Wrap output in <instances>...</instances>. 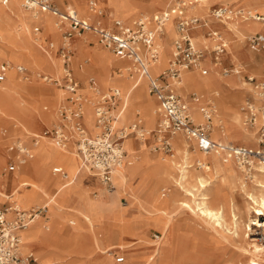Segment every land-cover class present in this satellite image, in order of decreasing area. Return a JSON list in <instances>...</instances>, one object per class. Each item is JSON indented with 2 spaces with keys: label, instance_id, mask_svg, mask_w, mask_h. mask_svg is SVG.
<instances>
[{
  "label": "rangeland",
  "instance_id": "374dc122",
  "mask_svg": "<svg viewBox=\"0 0 264 264\" xmlns=\"http://www.w3.org/2000/svg\"><path fill=\"white\" fill-rule=\"evenodd\" d=\"M54 1L57 2L60 9L62 10L68 7L69 0H54ZM201 1L205 3L206 7L200 8L201 5L203 4H196L200 14L198 12L196 13L194 12V14L191 13L190 15L201 16L203 17L204 22L210 23L211 18H213V17H210L211 16L210 14H212L213 8L218 7L222 1L221 2H219L220 0H201ZM227 1L229 0H224V2H227ZM97 2H98V8L101 12H98V14H94L93 7L91 5V0H86L85 4L81 5L78 8L80 11V14L83 16H90L94 19H97L101 21L102 26L112 28L114 26L113 21L118 18L122 19L126 23H133L134 21L138 19V17L142 13H148L150 14V17H152V14L154 12L159 13L162 10H166L171 5L172 0H102V3H100L101 1L97 0ZM3 3H4L3 0H0V6ZM236 4L232 6L230 5V7L234 8ZM241 4L243 5L242 2ZM209 6H210L211 11L206 14L207 8ZM244 6L254 7L260 11H264V1L262 2V4H256L253 2L246 3ZM20 7L22 10H28V9L23 8L21 0H20ZM29 12L31 11L29 10ZM56 18H57L56 16L55 18L53 17V21ZM57 21H58V18H57ZM258 21L260 23H264L260 20ZM215 25L221 31V28L219 27V25L217 24ZM4 27H8V28L11 27L13 29H16L17 31L15 33L17 35L22 33L20 35L22 36L26 35L27 38H30L31 42L33 43V46L31 49L32 50L34 49L35 52L38 51V57H36L37 60L35 62L29 63V61L25 59L26 56L25 54H23V52L16 51L15 48H13V50L8 51V52L4 51L2 48V44L0 42V56L4 57L3 63L0 66V69H2L3 65L8 64L6 72H5V77L3 80H0V82H4V80L7 79L10 74L15 73L14 76L17 78L18 82L21 85L30 87V90L32 91L37 90L38 88H42L43 91L46 92L45 93L46 98L42 97L39 101L40 103L34 101L33 104L37 108H41L42 112L40 113L42 115L43 120L50 124L54 120V113H56L57 115L58 107L64 101L65 98L62 101L59 100V103H58V97H59L58 88H61V87H58L51 82L44 81L38 76L40 74H45V75L50 74L52 75L51 77H55V75L60 74L63 64H62V59L60 57L58 48L61 44L63 33L61 34V31L59 30V28H56L55 39H52L44 31V28L42 25L37 24V23H32L30 24L29 29H27L25 27V23L14 14L11 15L9 19L7 20L6 19L4 20L2 14H0V30ZM36 27H39V29L35 33ZM211 27L217 29L216 27L212 25ZM64 30L67 31L69 29L68 27L65 26ZM207 31L209 30L205 29L203 33L195 34V37H196L197 42L199 43V46L200 44H203V43L205 45H208L209 40L205 37V35H207ZM243 31L244 33L242 34L239 33L241 35V39L239 37L240 35L237 36V39L239 40V43H241L242 45V48L240 49L245 53V56L244 57L241 56V58H239L237 61V63H241L242 67L239 68L240 73L236 75L237 77L235 79H233V77H235L233 72L230 73L229 75H225L226 73H224V70L231 72V68L234 66L232 63L233 61L231 60V57L227 53L228 45L226 46L225 52L221 56V59L223 60L222 65L214 64L213 54L211 52L212 47L209 46V55L206 57V61H205V64L207 66L204 63H202L200 66L203 68H207L208 70L207 74L204 76H212V75L218 74L223 78L228 77L229 79L234 81V83L229 84L230 86H226L224 88H217V90H215V87H207V86L201 89L197 87L186 88L185 83H184V73H183V82H182V87H181L183 94L186 95L187 93L194 91V92H198L207 97H214L216 101L218 112L220 114L221 120L222 121L224 120L223 122L224 125L223 124L222 126L217 125L214 128V131H211L212 135L215 134V132L218 130L226 131L229 126V121H230L229 113L230 112L228 110H224L223 108V105L221 103L222 93L223 92L224 93H235L236 91L239 90L238 84L240 81H245L247 85H250L248 81L246 80V75L259 76L264 70V65L262 64L263 59H264V53L251 50L246 42V38H247L246 35L248 33L252 34L253 32H256V31L255 30H243ZM166 35L168 36L167 30H166ZM223 35L227 42L228 41L227 35L225 34ZM37 36H39L42 39L40 43L44 47L40 46V44L38 45V43L34 41V38H36ZM96 37L98 39V36ZM171 37H174V36H171ZM43 38H44V41H43ZM170 38L168 37L169 44L171 43ZM74 40L76 44L73 42L74 43L73 44L74 55L72 58L73 66L75 68V74H77V77L81 81L82 85L86 83L87 78L90 75H94L97 77L99 83L101 84L102 89L104 90H108L112 86H120L123 91L125 90L126 93L129 92V90H126V88L123 85H121V80L125 77V72H126L125 66L115 65V64H112L111 62H108L107 60H102V59L97 60V56L99 55H97L96 53L100 50H96V49L105 48V52L115 55L110 49L105 47L99 41V39L98 40L90 39L88 35L77 36L74 38ZM78 41H81L85 45H88L86 47L85 52L80 51ZM160 42L163 43L162 48L160 49V57L162 58L163 51L165 49V46H164L165 43L163 42V37L160 38ZM51 43L53 44V46H51ZM207 51H206V54H207ZM15 53L17 54L15 55ZM209 56L212 59V61L209 60ZM87 57H91V60L89 61L88 64L84 62V59ZM169 57H170V53L168 55V58ZM168 58L163 61L164 66L162 70H164L167 67ZM212 62L214 64V69L211 66ZM80 64L81 65L84 64V70L79 69ZM18 65H22L25 68H27V72L30 75L28 79L24 78L23 75L17 71ZM119 68H121L122 71H119ZM189 69L199 70L201 68L198 69L196 67H193ZM199 71L197 72L201 73ZM211 79H214V78H211ZM145 83H146V87L149 89L146 81ZM51 93L53 97H56V100L54 101L51 100L52 98ZM250 95H251V92L245 90L243 93H241L239 98H236V97L233 98L234 102H232V105L234 106V109L238 113L239 129L241 130L244 129V125L242 124V120H241L240 108L244 100ZM150 97L153 100L152 108L154 112L156 113V105L158 106V103L157 101H155L153 95L150 94ZM128 98H129V102H128L127 110L129 111V107L131 106V101L133 98V93L130 96H128ZM13 100H15V98L11 97V95H9L8 92H6L0 85V108H2L5 112L4 113L0 110V143L1 144L4 143L1 135H3V133H8V131L12 130L11 137L8 138V141L5 144L6 145L5 149L9 148V146L12 145V143L15 140H19V139L27 143H31L33 136L32 135L29 136L25 134L24 131H29L32 133H41L44 129L48 128V126H46V127H42L41 129H37L36 125L38 121L36 123H31L30 121L26 120L23 116L17 114V112L11 110V108H13L12 106ZM19 100L21 101L20 105L24 104V107L28 109L32 108L31 105L33 104L28 98H25V99L19 98ZM127 110H126V114L128 115ZM139 112L140 113L138 115L139 117L143 119V121H141V123L138 126L142 125L143 127H146L149 131L145 132V136H142L143 138H140L138 135H133L129 137L132 139L135 150H136V153L134 154H130L129 147L127 145V140L129 138L126 140L127 156L125 159L124 171L126 170V175H127L126 183L127 182L128 183L127 184L125 183V189H120L119 193L114 194L111 200H107L106 197L102 196L97 189L87 190L83 194L85 198L87 197L92 203H94V206H95L94 216L95 217L98 216L97 218L101 219V225H102L101 228H102V231L104 232V238L102 240V244L106 245L104 249L105 250L118 249V250L109 251V252L107 251L101 252V250L96 249L95 241L91 234L92 232L91 230L89 231V229L87 228L85 224V220H84L85 214L83 212V207H80V204H79L80 200L71 201V202L66 201L65 205H62V207L60 208V207H57L58 205L56 203H53V201L50 200L48 196L46 197L40 196L32 202H26L24 201L21 194H17L19 201L25 208H31L36 205H44L46 203H49L47 215L46 216L42 215L39 220H37L34 224L30 225L29 227L41 222V228L45 232V238L47 239V241L42 242L45 245L43 247H45L46 249H49L48 251L52 250L54 252V256H52V254L49 252L47 253V251L42 246H40V244H38L37 242L31 243L24 239L26 244L37 252L38 256L40 257L42 261V264H54V263H57V264H101V262H103L104 264H110V263L111 264H124L129 259L130 247H132L133 245L130 244L127 246V244H123L122 242H116V240L112 239L109 236L110 230L112 228L118 229L119 225L138 224L137 226H139V225H143L146 221H147V225L144 227V235L142 236V241H141V248H140L141 252H139V257L140 258L142 257L140 260V264L145 263L146 261H148V259L152 257V254H150L151 252L150 248L152 245L156 247L157 241L158 243L160 242L162 245L167 244L169 246L166 250L167 264H264L263 263L264 262V251L261 252L263 249L261 251H256V254L258 255V257H255L252 259L250 258L249 255L241 252L237 247L229 245L228 243H225L224 241H222L219 237H217L211 231H208V230L206 231V229H204L201 225L199 226L196 225V221L194 217L190 214H187L186 212L181 211L180 213L176 215V218L173 222V226L171 227L170 231L165 236L163 235L162 227L160 224H153L151 221H149L150 218L156 217L157 215L161 214L160 209L163 207V199H162L163 196L167 199L172 198L174 193L178 191L177 187L179 186L175 180L176 178H178L177 172L172 167H169V170L172 171L173 174L171 175L168 174L165 168H163L162 166L154 162V160H157V162H161V163L164 162V163L169 164V162L164 161L162 157L164 154H166L164 155L165 157H168L177 163L180 161L183 151H180L179 153H177L174 148L172 150V146H171V150H164L163 148H161V145H159L161 142L157 140V136L155 135L156 129L158 126L157 124L161 116L156 115L155 122L149 124L147 123V117L145 115L144 110L141 109L139 110ZM127 115L125 117V120H130L127 117ZM197 118L196 119L199 121L202 120V116L200 112ZM85 121L87 123V117L85 118ZM135 121L137 122L138 119H136ZM54 122L55 120L53 121V123ZM129 123H127V125ZM52 125L53 124L49 125V128H51ZM92 126L93 125L91 124L90 128ZM152 129H154L155 131L151 132ZM189 142L191 143V141ZM237 144H240V143H237ZM243 145H247L249 147H255L257 145L256 138L254 137L252 140H250L249 144L245 143ZM39 146L45 147L46 151L52 154H55V153L59 154V151H63L57 146H56L57 149L54 150L53 147H55V145H50L42 141L39 143ZM32 149H33V144L31 143V152H32ZM5 151L6 150H4V148L0 146V152H5ZM0 154H1L0 174L4 175L7 178L9 177L7 175L9 174L11 175V173L4 172V168L6 167L7 162L5 161V155L2 153ZM33 156L27 162V164L24 165V166H27V169H26L27 173H25V178H29V179L38 181L39 183H42L45 181V179L47 178L50 172L53 173V168L55 166H58V167L63 166L66 170H68L72 174V171H70L65 165H63L59 161L51 162L47 158H41L39 156L33 158ZM131 156L136 163L142 162V168L140 172H138V174H130L129 172V161L131 159ZM189 156H190L189 158L190 163L191 164L194 163L195 165V158L199 155L197 153L196 154L193 153L192 147H190ZM143 159L149 160V162H146V160L143 161ZM175 162H171V163H175ZM28 167L31 170H29ZM210 167L212 168L211 165ZM17 170H15V172H17ZM32 173L36 175L37 178L34 177ZM208 173L212 174L211 171H209ZM53 175L55 176L57 181L54 186H51V188H49L50 195L54 194L56 190L58 189V187H61L64 184V180L62 179L61 175L55 174V173H53ZM245 176L246 174L244 175V177ZM251 179H252L251 176L250 178L248 177L249 182ZM11 181H13V177L11 178ZM74 182H75V177H74ZM74 182L71 185L65 187V189H68L74 186L75 185ZM10 183L8 184V186L4 188L7 194L13 192L12 191L13 183L12 185ZM96 183L99 188L103 187L100 184L99 179L97 178H96ZM115 184H116V188L112 189L113 193L114 191L119 189V187L117 186V183ZM186 184L188 183L186 182ZM254 184L255 183H252V185ZM145 186L146 188H148V189H145L146 190L144 192L145 195L143 196V199L145 200V202L147 201L146 202L147 204L145 206L146 208L141 207L137 202L133 200L131 196V191L135 190L136 188H141ZM103 188H106V187H103ZM248 191L253 192L251 187H249ZM61 193H63V191H61ZM246 196L247 195L244 192L238 191V193L235 196V200H234V202L236 203L235 211L244 226L243 227L244 229L239 230V234L234 236V240L236 239L235 241H238L241 245H244V246H245V242L243 240V236H244V239L247 240V242H250L251 237L253 236L263 237L264 235V232H263L264 231V210H261V213H260V210L258 209H254V208L249 209L246 204ZM5 201H8V198L6 199V197L0 196V203L5 202ZM105 201L109 202V204L106 203ZM255 214H261L259 215L260 216L259 219H257L258 216ZM55 219H57L58 221H55ZM72 220H74L75 223H72ZM46 226H49V228L47 229ZM97 227L98 226L96 225V228ZM56 229H57V232L59 233H56ZM158 230L161 232L160 238L154 239L155 236L152 237V234ZM251 233L253 234L250 235ZM130 238H134V236H131ZM122 255H125L124 262L117 263L115 261L116 257L122 256ZM52 258H54L55 260L53 261ZM153 260L150 261L149 264L158 263L157 256L154 262Z\"/></svg>",
  "mask_w": 264,
  "mask_h": 264
},
{
  "label": "bare ground",
  "instance_id": "6f19581e",
  "mask_svg": "<svg viewBox=\"0 0 264 264\" xmlns=\"http://www.w3.org/2000/svg\"><path fill=\"white\" fill-rule=\"evenodd\" d=\"M99 1H101L100 3H102V0H99ZM239 1L240 0H229L227 2H224V0H220L219 2H221V4L219 6H221L222 8L223 7L230 8L231 9L230 13L222 15L221 17H215L212 14H210L211 15L210 17H213V18H211L210 23L207 22V27H211V25L215 26L214 24H217L221 28V31L219 30L218 27H217V30L220 33V38L225 42L226 46L228 45L227 53L231 57V60L233 61L232 63L234 65L231 68V72H228L225 75H229L230 73L233 72L235 75L233 79L237 77L236 73L239 72V68L242 67L241 63H237L238 59L241 58V56L243 57L245 56V53L240 49L242 48V45L241 43H239V40L237 39V36L240 35L239 33L241 34L244 33L243 30H255V31H260L264 33V23H260L258 21L260 19L257 18V13L259 12L262 13L261 15L263 17V20H260V21L264 22V12L254 7L243 6L246 3H252V2L256 4H262L264 0H242L243 5H241ZM3 2L4 3L1 4L0 6V14H2L4 20L9 19V17L14 14L25 23V27L27 29H29L30 24L32 23L40 24L43 26L44 31L52 39H55L56 28H59V30L61 31V34L63 33V31H65L64 30L65 26L61 25L59 20L57 21V18L53 21V17L55 18V16H53V14L51 15V13L46 12V13L34 14L32 12L31 14L29 10L21 9L20 0H3ZM21 2H22L23 8L26 9L24 7L23 0H21ZM85 2L86 0H69L68 7L71 9H75L81 17L88 19L90 22L96 25H99L101 27H106V26L101 25V21L94 19L90 16H83L80 14V11L78 8L81 5L85 4ZM196 4H203L201 5L200 8L206 7L205 3L201 0H187L185 10H184V15L189 17V16H192L190 15L191 13L193 14L194 12L199 13V10ZM234 4H236L234 8L230 7V5L232 6ZM92 7H93L94 14H98V12H101L98 8L97 1L94 3V5H92ZM210 11L211 9L209 6L207 8L206 14L209 13ZM156 14L157 13L154 12L152 14V17H150V14L148 13H142L138 17V19L140 18L148 19L150 25L153 28H157L158 25L153 20L154 15ZM174 17L175 15L172 14L164 22L163 26H161V31L156 32V35L154 38V44L158 50V56L156 59H151V61L149 62V67H148L149 75L152 77H156L159 75V72L163 69V66H164L163 61L168 58V55L171 51V45L168 42V38L163 36V42L165 43L164 45L165 49L163 51L162 61L161 62L159 61L160 49L162 48L161 43L159 42V37L161 35H165V27H166L168 36L170 37L174 36L173 42L178 37L177 28L173 23ZM119 20H122V19H119ZM38 29L39 27L35 28V33ZM16 31H17L16 29H13L11 27L10 28L4 27L0 30V42L2 44L3 50L8 52V51L13 50V48H15L16 51H21L23 52V54H25L26 56L25 59H27L29 63L35 62L37 60L36 57H38V51L35 52L34 49L33 50L31 49L33 46L31 39L27 38L26 35L24 36L20 35L22 33L17 35L15 33ZM221 32L227 35L228 37L227 42H226V39L224 38V35ZM250 34L251 33H248L246 37H248ZM81 35H88L90 39L98 40L95 34H92L89 32L81 34ZM205 37L209 40L208 45H205L203 43V44H200L199 46V43L197 42L195 35L193 37V40L195 41L196 45L199 48L208 50L206 54V57H207L209 55V46L211 47L214 46L215 39L210 36L208 37L207 35H205ZM239 37L241 39V35ZM34 41H36L38 45L40 44V46H43L40 43L42 39L39 36L34 38ZM43 41H44V38H43ZM78 42H79L78 45H79L80 51L85 52L86 47L88 45H85L81 41H78ZM74 43H75V40H74ZM173 49H174V46L172 43V52H173ZM96 50H100L96 53L97 55H99L97 56V60H101V59L107 60L108 62H111L112 64L125 66V71H126L125 77L121 80V85H123L126 88V90H129V92L126 93L120 87H117V86H112L108 90H103L97 77L94 75H90L96 78L97 87L96 89H94L93 87L90 86V83L88 81L89 77H88L86 83L83 84L80 89V91L84 95V100H83L84 121H85V118L87 117L88 125L86 121H85V124H86V127L89 133H91L92 135H98L101 132V127L97 125L95 122L94 106L99 99V93L103 91L110 92L112 89H118L120 91V100H119V106H118L119 116L113 122V125L114 127H124L128 133L134 132L133 134L128 135L123 141L124 148L127 152L126 140L129 137L133 135H138L140 138H143L142 136H145V132L149 131L145 129L142 125L134 127V124L136 123L135 120L133 122H130L128 125L123 121L126 110L128 109V102L130 98V97L128 98V96H130L133 93L131 106L129 107V111L127 110L128 115L126 114L129 119H133L135 117L134 114L137 113L138 110L143 109L147 117V123L149 124L154 123L156 119V115H157L156 113H158L160 116L159 108L157 109V112L155 113L152 108L153 100L150 97L149 89L146 87L145 81L140 80V79H145L147 84H149L148 75H141L135 72L132 64L129 61L120 59L116 55L105 52V48L96 49ZM172 52H171V56L169 58L167 67L164 70H162L161 73L169 67L170 59L172 58ZM16 54L17 53H15V55ZM3 59L4 57L0 56V66L3 63ZM90 60H91V57H87L84 59V62L88 64ZM158 61L160 62V64H156ZM203 63L205 62L203 61ZM62 64H63V60H62ZM214 64L218 65L217 62H214ZM214 64L213 62L211 63V66L213 69H214ZM262 64L264 65V59H263ZM195 67L199 69V66H195ZM63 68L64 67L62 66L60 74L55 75V77H51L52 75L50 74H48L47 76L49 78H60L61 75L63 74ZM79 69L84 70V64L82 65L80 64ZM119 71H122V69L119 68ZM197 71L199 70L189 69V68L184 69L182 71L181 79L179 81L181 93H182L181 87H182V82H183V73H184V83H185L186 88L197 87L201 89L207 86V87H215V90H217V88H224L226 86H230L229 85L230 83H234V81H232L231 79L223 78L218 74L212 75V76H204L201 73H198ZM14 74L15 73L10 74L9 77L4 80V82H0L1 87L6 92H8V94L11 95V97L15 98V100H13L12 102L13 108H11V110L17 112V114L23 116L26 120L30 121L31 123H36L38 119V114L42 111H41V108H37L33 104V102L36 101L40 103L39 101L42 97L46 98L45 96L46 92H44L42 88H38L37 90L32 91L30 90V87L21 85L18 82L17 78L14 76ZM210 77L214 79H211ZM238 86H239L238 87L239 90L236 91L235 93H224V92L222 93L221 103L223 105V108L224 110H228L230 112L229 113V116H230L229 126L226 131L218 130L213 135L211 134V131H214V128L217 125L222 126L224 120L222 121L220 118V114L218 112V107L216 105V101L214 97H207V98L212 99V101L215 104V108H216V112L214 113V116L212 118V126H211V131L209 134L210 138L213 141H216L219 143H240V144L247 143L249 144L250 140H252L254 137L256 138V141H257L256 125L253 127H250L243 123V119H242L243 114H242L241 108H240V115H241L242 124L244 125V129L243 130L239 129L238 113L234 109V106L232 105V102H234L233 98L234 97L239 98L241 93H243L245 90L251 92L250 96H253L254 98L255 96H254L251 85H247L245 81H240ZM58 89H59V97H58V103H59V100L62 101L66 97L67 92L62 88H58ZM187 94L186 95L183 94V95L188 97ZM19 98H23V99L28 98L33 104L31 105L32 108L28 109L24 107V104L20 105L21 101L19 100ZM190 104H191L194 119L197 122H203L204 119L202 115H201L202 120L200 121L197 120L198 114L200 112L198 104L193 101H190ZM0 110L4 112L2 108H0ZM58 119H59L58 114L56 115V113H54L55 122L53 123L54 121L53 120L49 125L51 124L54 125L55 123H57ZM136 119H138L141 122L142 118L139 119V115H137ZM91 124L93 126L90 128ZM46 129H49V126ZM46 129H44L41 133H32V132L25 131V134L29 136L30 135L33 136L32 138V143H33L32 154L34 155L33 158L39 156L41 158H47L51 162L59 161L63 165H65L70 171H72L73 175H71L63 166H59L63 169L65 173V176L60 174L62 179L64 180V184L62 186L63 188L58 187L56 192L50 195L49 188H51V186H54L57 181L53 173L50 172L47 178L45 179V181L42 183H39L38 181L25 178V173H27V170H26L27 166H22L19 170H17V172H15L13 176L12 191L15 194H11L10 196H8V194L4 190L5 185H6L5 182L7 181V178L4 175L0 174V196L8 197V201H15L17 206L24 208V209H29V208H25L21 204V202L18 199L17 194H21L24 201L26 202H32L40 196L42 197L48 196V198L52 200L53 203H56L58 205L57 207H60V208L62 207V205H65L66 201L71 202V201L83 200L84 202L83 212L85 214V219H84L85 224L87 228L89 229V231L91 230L92 232L91 234L95 241L96 249L101 250V252H106V251L109 252V251L118 250V249H109V250L104 249L106 245L102 244V240L104 238V232L102 231V228H101L102 227L101 219L97 218L98 217L97 214H96L97 217L94 216L95 214L94 203H92L89 199L85 198L83 194L87 190L97 189L102 196L106 197L107 200H111L114 194L119 193L120 189H125L127 175H126V170L124 171V167H125V159H126L127 153L125 155L123 162L113 169V174H112L113 188H108L105 185L104 186L106 188H103V187L99 188L96 183V178L98 179L96 172L84 164L83 160L78 155L75 149V146L72 144V142L67 147H64L57 141V139L50 137L48 135H45ZM35 138L37 140H35ZM41 141L47 144H50V145H55V147H53L54 150L57 149L56 148L57 146L64 152L59 151V154L49 153L48 151H46L45 147L39 146V143ZM189 141L190 140L187 139L181 133H177L171 136L172 150L174 148L177 153H179L180 151H183L179 162L176 163L172 159L165 157L164 155L166 154L164 153L162 157L164 161L169 162V164L164 163V162L162 163L157 162V160H154V162H156L157 164L165 168L168 174L170 175L173 174V172L169 170V167H172L177 172L178 178H176L175 180L179 186L177 187L178 191L174 193L172 198L167 199L163 196L162 198L163 207L160 209L161 214L157 215L156 217L150 218L149 221H151L153 224H160L162 227L163 235L165 236L167 235V233L170 231L171 227L173 226V222L176 218V215L180 213L181 211L186 212L187 214H190L194 217L196 221V225L198 226L201 225L204 229H206V231L207 230L211 231L213 234L219 237L222 241H224L225 243H228L229 245L237 247L241 252L249 255L250 258L253 259L255 257H258V255L256 254V251H261L262 249L263 250L261 252L264 251V235L263 237L253 236L251 237L250 242H247V240L244 239V236H243L245 246L241 245L238 241H235L236 239L234 240V236L239 234V230L244 229L243 223L235 211L236 203L234 202V200H235V196L238 193V191L244 192L247 195L246 204L249 209H252V208L258 209L260 210V213H261V210H264V165L259 161H255L252 164L253 170L245 171L243 167L237 164V162L233 158L226 157L217 148H213L212 150L208 152H203L198 149L195 141H191V143ZM27 144L31 148V145L29 143ZM127 145L129 147L130 154L136 153V150H135V147H134V144L131 138L127 140ZM190 147H192V151L194 154L197 153L199 155L195 158V165L197 167L194 165V163L192 164L190 163V160H189ZM0 157H1V154H0ZM145 160L146 159H143V161ZM146 162H149V160H146ZM171 162H175V163H171ZM204 162L212 166V168L209 169L212 172V174L199 170V169H203V170L208 171V167L206 168V165ZM141 168H142V162L136 163L131 156V159L129 161L130 174H138ZM243 171L246 174L245 177H244L245 174L243 173ZM73 176L75 177V182H74ZM250 176L252 177V179L249 182L248 177L250 178ZM73 182L75 183L74 186H72L71 188L65 189V187L71 185ZM186 182L188 184H186ZM115 183H117V186L119 187V189L117 188L118 190L114 191L113 193L112 189L116 188ZM252 183H255V184L252 185ZM249 187L252 188L253 192L248 191ZM145 189H148V188H146L145 186L141 188H136L135 190L131 191V196L133 200L137 202L141 207H144V208H146L145 206L147 204L146 203L147 201L145 202V200L143 199V196L145 195L144 192L146 191ZM61 191H63V193H61ZM73 198H75V200H73ZM105 202L109 204V202L107 201ZM44 205L48 206L49 203H46ZM39 206H42V205H36L32 208L39 207ZM41 216L42 215H38L33 220V222L30 223V225L34 224L38 219H40ZM55 221H58V220L55 219ZM72 223H75V222L72 221ZM96 225L98 226L97 228H96ZM137 225L138 224L119 225L118 229L112 228L110 230L109 236L112 239L116 240V242H122L123 244H127V246L130 244L133 245L132 247H130L129 259L124 264H140V260L142 257L141 258L139 257V252H141L140 251L141 241H142V236L144 235V227L147 225V221L143 225H139V226ZM46 228L48 229L49 226H46ZM56 233H59L57 232V229H56ZM252 234L253 233H251L250 235ZM131 236H134V238H130ZM24 239L31 243L37 242L42 247L45 246L42 242L47 241V239L45 238V232L41 228V222L25 230L23 229L21 231L20 250L23 255L33 253L37 258L38 264H42V261L40 257L38 256L37 252L33 250V248H30L26 244ZM168 247L169 246L167 244L162 245L160 242L158 243L157 241V246L154 248V253H152L151 258L149 257L151 260L148 259V261L142 264H149L150 261H152L153 259L155 260L156 256L158 258L157 264H167L166 250ZM43 248L47 251V253L49 252L52 254V256H54V252L52 250L48 251L49 249H46L45 247ZM52 259L53 261L55 260L54 258ZM54 264H57V263H54ZM101 264H104V263L101 262Z\"/></svg>",
  "mask_w": 264,
  "mask_h": 264
},
{
  "label": "built area",
  "instance_id": "2783aa9c",
  "mask_svg": "<svg viewBox=\"0 0 264 264\" xmlns=\"http://www.w3.org/2000/svg\"><path fill=\"white\" fill-rule=\"evenodd\" d=\"M96 1L91 0V5H94ZM186 2L187 0H176L172 8L154 15L153 20L158 25L157 28H153L145 18L137 19L133 23L117 19L114 21V26L108 28L81 17L75 9L69 7L60 9L54 0H23L26 9L34 14L51 13L58 18L61 25L69 29L63 31L58 48L64 67L62 77L49 78L45 74L38 76L67 92L57 110L58 122L46 129L45 135L57 139L64 147L72 142L84 164L94 170L100 181L108 188H113V169L123 162L126 155L123 141L134 132L128 133L124 127L113 125L119 116L120 91L118 89L99 93L94 114L95 122L101 127V132L98 135H92L86 127L83 111L84 95L80 91L82 83L74 72L72 58L74 37L87 32L98 36L99 41L117 57L129 60L135 72L148 75L149 91L159 101L161 118L156 129V136L161 142L159 144L161 148L171 150V136L181 133L190 141H195L198 149L203 152L217 148L226 157L233 158L245 171L253 170L252 164L255 161L264 165V70L259 76L246 75L256 100L253 96H249L241 105L243 123L250 127L256 125L257 145L255 147L213 141L209 136L212 118L216 112L212 99L198 92H192L188 97L180 92L179 81L184 69L199 66L203 73L207 72V69L200 67L206 57L207 49L199 48L192 35V29L199 25L201 18L195 15L189 17L184 15ZM230 10V8L218 6L213 8L212 15L221 17L229 14ZM172 14L175 15L178 37L173 42L174 49L170 65L158 76L152 77L149 75V62L158 56L154 38L156 32L161 31V26ZM257 18L263 20L262 15L258 13ZM207 35L215 39L211 52L213 60L219 62L226 50V44L215 29L207 31ZM246 42L250 49L264 52V33L256 31L246 38ZM51 46H53L52 43ZM7 66L8 64L2 66L0 80L4 79ZM17 71L26 79L30 77L27 68L22 65L17 66ZM224 72L228 73L227 70ZM88 81L90 86L96 89V78L89 76ZM190 101L198 104L203 122H197L194 119ZM140 123L138 120L134 127ZM9 149L13 151V156L4 168L5 172L20 168L33 156L30 146L20 139L14 141ZM53 171L65 176L61 167L56 166ZM46 210V205L23 209L14 201L4 209H0V264H38L37 258L32 254L21 253V230ZM255 215L259 219L261 214ZM159 237L155 234V238Z\"/></svg>",
  "mask_w": 264,
  "mask_h": 264
},
{
  "label": "crops",
  "instance_id": "0c3cea01",
  "mask_svg": "<svg viewBox=\"0 0 264 264\" xmlns=\"http://www.w3.org/2000/svg\"><path fill=\"white\" fill-rule=\"evenodd\" d=\"M176 1V0H175ZM175 1L174 0H172V3H171V5L166 9V10H168V9H170V8H172L173 6H174V4H175ZM241 2H242V0H240V4H241ZM242 5V4H241ZM244 6V5H243ZM162 11H164V10H162ZM161 12V11H160ZM264 12V11H263ZM258 14H260V13H258ZM193 16V15H192ZM196 16V15H195ZM198 17H200L201 18V20H200V23H199V25H196L193 29H192V35H193V37H194V35L197 33V34H199V33H203V31H205V29L207 30H214L215 28H212V27H207V22H204L203 21V17H201V16H198ZM173 23H174V25H175V21H174V19H173ZM215 25V24H214ZM176 26V25H175ZM216 26V25H215ZM214 26V27H215ZM216 28H217V26H216ZM215 30H217V29H215ZM218 31V30H217ZM169 37L170 38V36H167L166 35V27H165V35H161L160 37H159V42H160V38H162V37ZM75 38V37H74ZM173 38L174 37H171L170 38V40H171V43L170 44H172V41H173ZM162 40V39H161ZM161 43V42H160ZM162 44L163 43H161V46H162ZM172 46V45H171ZM252 50V49H251ZM253 51H255V50H253ZM171 52H172V47H171V51H170V56H171ZM256 52H262V51H256ZM161 53H162V51H161ZM262 53H264V52H262ZM259 57V56H258ZM120 58V57H119ZM170 58V57H169ZM169 58H168V61H169ZM120 59H123V58H120ZM161 57H160V59H159V61L161 62ZM123 60H127V59H123ZM209 60L210 61H212V59L210 58V56H209ZM127 61H129V60H127ZM157 62L156 64H160V62ZM204 62L206 61V57L204 58V60H203ZM222 59H221V57H220V61L218 62V64L219 65H222ZM130 62V61H129ZM215 62V61H214ZM131 63V62H130ZM203 63V62H202ZM168 64V63H167ZM205 64V63H204ZM206 65V64H205ZM72 66H73V63H72ZM207 66V65H206ZM193 68V67H192ZM73 69H74V72H75V68H74V66H73ZM205 69H207V68H205ZM200 70V72H201V74L202 75H206L207 74V72L206 73H203L202 72V70L201 69H199ZM0 71H1V69H0ZM208 71V70H207ZM263 72V71H262ZM161 73V72H160ZM159 73V74H160ZM238 73H240V71L239 72H237L236 74H238ZM158 75V74H157ZM76 76H77V74H76ZM225 78V77H224ZM226 78H228V77H226ZM140 80H145V79H140ZM146 81V80H145ZM117 87H120V86H117ZM121 88V87H120ZM104 90V89H103ZM103 92H106V93H108L107 91H103ZM124 92H126L125 90H124ZM192 92H194V91H192ZM192 92H189L187 95L189 96L190 95V93H192ZM149 93H150V91H149ZM151 94V93H150ZM151 95H153V94H151ZM185 96V95H184ZM153 97H154V99H155V101H157V103H158V106L156 105V112H157V109L159 108V101H158V99L153 95ZM205 97H207V96H205ZM51 100L52 101H54V100H56V97H53L52 96V98H51ZM118 106H119V102H118ZM140 112H139V110L137 111V113H135L134 115H135V117L137 118V115L139 114ZM157 115L159 116V114L157 113ZM125 117H126V113H125V115H124V118H123V121L127 124V123H129L130 121L131 122H133L134 120H136V118L134 119H130V120H125ZM139 119H141V117H139ZM38 122H37V125H36V128L37 129H41L42 127H46V126H49V123L48 122H45L44 120H43V118H42V115H41V113H39L38 114V120H37ZM141 121H143V119H141ZM160 121V120H159ZM58 122V121H57ZM158 122V121H157ZM159 123V122H158ZM158 125V124H157ZM145 129H147L146 127H144ZM148 130V129H147ZM153 131H155L154 129H152ZM151 130V132H153ZM12 131V130H11ZM11 131H8V133H3V135H1L2 136V138H3V144H1L0 143V146L2 147V148H4V150H6L5 152H0V153H2V154H4L5 155V161L7 162V164L11 161V159H12V156H13V151H11L9 148H7V149H5L6 148V143H7V141H8V138L9 137H11ZM25 132V131H24ZM29 132V131H28ZM148 132V131H147ZM131 134H133V133H131ZM155 135H156V133H155ZM5 140V141H4ZM27 143V142H26ZM31 143H32V141H31ZM31 143H29L30 145H31ZM33 144V143H32ZM34 146H36V145H34ZM9 152V153H8ZM127 153V152H126ZM30 160V159H29ZM28 160V161H29ZM27 161V162H28ZM5 162V163H6ZM27 162L24 164V165H26L27 164ZM205 163V162H204ZM6 164V165H7ZM24 165H22V166H24ZM205 165H206V168L208 167V171H206V170H203V169H199V170H201V171H205V172H209L210 170L209 169H211V167H210V165L209 164H206L205 163ZM56 167V166H55ZM197 167V166H196ZM19 169V168H18ZM17 170V169H16ZM68 171V170H67ZM5 172V171H4ZM14 172H15V170L14 171H9V172H7V173H11V175L9 174V175H7V176H9V177H7V181L5 182V187L6 186H8V184L10 183L11 185H12V181H11V178L13 177V174H14ZM69 172V171H68ZM6 173V172H5ZM53 173H55V174H59L60 175V173H56V172H54L53 171ZM70 173V172H69ZM71 174V173H70ZM32 175L34 176V177H36L37 178V176L36 175H34L33 173H32ZM72 175V174H71ZM99 179V178H98ZM99 181H100V179H99ZM100 184L103 186V187H105L104 186V184L100 181ZM62 187V186H61ZM60 187V188H61ZM11 194H15V193H13V192H11V193H8V196H10ZM8 197H6V199H7ZM87 198V197H86ZM88 199V198H87ZM73 200H75V198H73ZM11 202H13V201H5V202H1L0 203V209H4L5 207H7ZM15 202V201H14ZM79 204H80V207H84V202H83V200H81V201H79ZM42 206H44V205H42ZM32 208V207H31ZM31 208H29V209H31ZM46 208H47V210L43 213V214H40V215H43V216H46L47 215V212H48V206L46 205ZM24 209V208H23ZM39 220V219H38ZM72 221H74V220H72ZM75 222V221H74ZM30 225V224H29ZM28 225V226H29ZM27 226V227H28ZM26 227V228H27ZM25 229V228H24ZM23 230V229H22ZM21 230V231H22ZM23 234V233H22ZM155 234H158L159 236L161 235V232L158 230V231H155L153 234H152V237L153 236H155ZM160 238V237H159ZM158 238V239H159ZM154 239H157V238H154ZM154 248H155V246H151V248H150V250H151V252H150V254H152V253H154ZM123 251V250H122ZM29 254H32L34 257H36L33 253H29ZM124 260H125V255H122V256H118V257H116V259H115V261L117 262V263H122V262H124Z\"/></svg>",
  "mask_w": 264,
  "mask_h": 264
}]
</instances>
